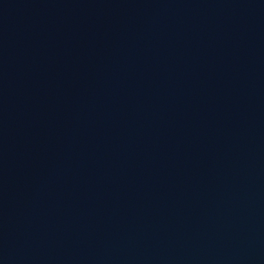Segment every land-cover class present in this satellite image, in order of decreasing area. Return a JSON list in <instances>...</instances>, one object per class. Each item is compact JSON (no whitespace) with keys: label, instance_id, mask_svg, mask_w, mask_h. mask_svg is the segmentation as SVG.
<instances>
[{"label":"water","instance_id":"1","mask_svg":"<svg viewBox=\"0 0 264 264\" xmlns=\"http://www.w3.org/2000/svg\"><path fill=\"white\" fill-rule=\"evenodd\" d=\"M0 264H264V0H0Z\"/></svg>","mask_w":264,"mask_h":264}]
</instances>
